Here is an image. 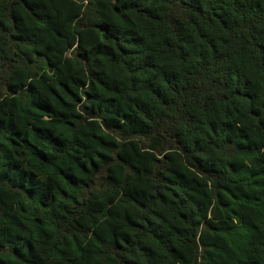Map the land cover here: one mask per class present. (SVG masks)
I'll list each match as a JSON object with an SVG mask.
<instances>
[{
    "label": "clouds",
    "instance_id": "clouds-1",
    "mask_svg": "<svg viewBox=\"0 0 264 264\" xmlns=\"http://www.w3.org/2000/svg\"><path fill=\"white\" fill-rule=\"evenodd\" d=\"M0 264H264V0H0Z\"/></svg>",
    "mask_w": 264,
    "mask_h": 264
}]
</instances>
